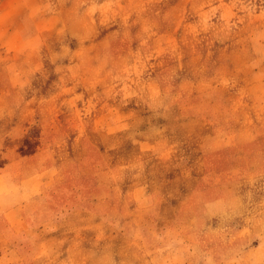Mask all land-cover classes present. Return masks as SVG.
<instances>
[{"label": "rangeland", "instance_id": "rangeland-1", "mask_svg": "<svg viewBox=\"0 0 264 264\" xmlns=\"http://www.w3.org/2000/svg\"><path fill=\"white\" fill-rule=\"evenodd\" d=\"M0 264H264V0H0Z\"/></svg>", "mask_w": 264, "mask_h": 264}, {"label": "crops", "instance_id": "crops-1", "mask_svg": "<svg viewBox=\"0 0 264 264\" xmlns=\"http://www.w3.org/2000/svg\"><path fill=\"white\" fill-rule=\"evenodd\" d=\"M18 209L16 207L11 208L10 212L16 213Z\"/></svg>", "mask_w": 264, "mask_h": 264}]
</instances>
